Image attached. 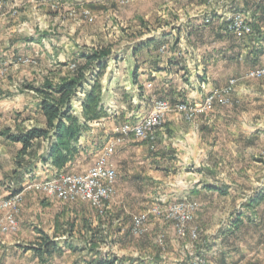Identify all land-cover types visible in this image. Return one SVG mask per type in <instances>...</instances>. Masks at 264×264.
<instances>
[{
    "label": "crops",
    "instance_id": "obj_1",
    "mask_svg": "<svg viewBox=\"0 0 264 264\" xmlns=\"http://www.w3.org/2000/svg\"><path fill=\"white\" fill-rule=\"evenodd\" d=\"M200 1L201 5L195 7L190 17L177 20L158 32L157 36H153L156 42L143 49L144 57L141 61H135L138 57L131 51L132 55L124 64L127 69L131 65L124 76V92L116 90V82H120L118 74L111 75L109 71L112 68L107 67L102 80L105 90L102 104L107 116L88 124L79 138L78 153L62 171H73L87 154L92 153L97 157L102 148L115 137L117 127L127 121L135 122L137 117L148 112L155 99H165L172 104L189 102L199 105L208 93L224 87L230 79L237 78L238 83L232 94L234 105L237 106L225 109L217 105L211 112L199 115L196 121L190 123L177 114H171L166 127L174 137L164 134V126L158 131L160 140L154 142L153 146L132 138L118 145L111 158L117 172V193L108 202L105 212L106 216L112 212L116 223H125L123 216L133 210L131 195L139 196L135 201L138 200L143 207L149 203L139 199L140 196H150L144 194L145 186H150L152 179L154 188L161 186L158 181L165 183L167 177H171L167 165H172L175 161L173 159L176 158L175 165H182V169L187 165L197 164L195 157H205L210 153L213 130L218 133V139H222L219 133L225 134L227 131L234 134L233 138H240V134H245L246 131L254 134L257 123L246 119L264 114V85H260L264 84V80H249L245 76L248 71L264 66V0H221L214 5H208L205 0ZM7 7L0 21V66H5L10 73L6 80H0V199L17 192L28 194L29 184L48 179L61 171L52 166L50 161L43 162L39 158L45 152L48 141L36 140L32 151L21 159H16L22 144L12 142L2 135L4 131L18 133L33 127L46 128L40 97L32 90L18 91L11 85L17 82L15 79L19 82L23 78L27 79L28 73L23 71L25 67L33 70L44 66L42 68L46 72L56 73L79 59L82 52V48L72 49L64 35L53 36L51 33L38 31L16 35V20ZM237 11L250 18L252 34L237 37L228 32L227 20ZM136 65L137 76L133 78ZM32 77L31 75V79ZM148 83L152 84L151 88H147ZM87 86L88 84H84V87ZM81 94H77L79 101L83 98ZM124 94L131 100V107L125 102ZM240 125L242 129L238 130ZM124 166L125 173L122 175ZM179 179H182L181 174ZM181 181L172 190L175 196L192 198L197 194L199 197L203 195L199 186L188 188ZM132 183L142 190L141 194L124 193ZM225 189L227 191V187ZM212 190L215 189H210ZM215 192L218 193L217 190ZM228 192L230 193L228 190L226 194ZM37 206L42 208L41 212L46 213L47 223H64L70 220L71 223H104L105 220L104 216L93 213L90 209H80L77 205L65 204L55 199L47 198L46 202L40 201ZM257 208H263V205ZM40 214V221L37 214L35 221H32L33 218L30 221L21 218L16 233L0 235L1 264H91L96 255L89 253L85 244L79 248L82 251L77 256L71 258L72 256L67 255L70 257L67 261L65 254L70 250L63 247L61 237L54 236L52 224L47 228L42 227L40 223H43V214ZM46 237L58 244L62 255L42 254L44 244L48 242ZM262 237L255 239L253 250L260 252L261 258L264 256ZM124 239L122 232H118L115 244L124 242ZM246 252L244 250V254ZM118 254L116 256L119 257ZM130 263L122 260V264Z\"/></svg>",
    "mask_w": 264,
    "mask_h": 264
},
{
    "label": "rangeland",
    "instance_id": "obj_2",
    "mask_svg": "<svg viewBox=\"0 0 264 264\" xmlns=\"http://www.w3.org/2000/svg\"><path fill=\"white\" fill-rule=\"evenodd\" d=\"M194 1L17 0L15 4L17 12H10V14L16 20L14 23L16 35L36 31L51 33L53 36L64 35L71 43L72 49L82 48V51L111 45L113 55L109 59L108 66L112 70L109 72L111 75L118 74L120 82H116V90L124 92V76H126V70L131 68V65L128 69L124 68V64L132 55V48L140 40L157 36L158 32L170 24L176 23L177 20L181 18L185 20L190 17L195 7L200 6L202 2L197 0L198 4L195 2L191 6ZM220 1L205 0L208 5H214ZM90 4L95 5V8L91 9ZM11 7L8 4L7 8ZM2 19L3 16L0 15V21ZM143 49L136 53L138 58L135 61L143 59ZM78 61L80 58L70 63L65 70L56 73L46 72L42 68L44 66H39L38 70L25 67L23 71L28 73L26 74L28 80L23 78L19 82L15 79L17 82L11 86L15 90L24 92L30 90V85L40 86L46 80L58 82L62 77L68 76L74 71L75 68L71 69L70 66ZM8 74L10 73L7 68L1 71L0 80H6ZM247 79L264 80V77ZM231 80L236 82L228 94V102L225 105H218L225 109L237 106L234 105L232 94L238 79L232 78L229 82ZM90 85L88 84L84 89H89ZM81 92L79 91L78 94ZM102 93L104 98L103 83ZM82 95L84 96V94ZM215 107L191 118L183 113H168L163 125L166 128L164 134L174 137V134L166 127L169 115L177 114L185 122L190 123L196 121L199 115L208 114ZM73 110L75 114L81 113L82 108L78 98L73 101ZM246 120L257 123V130L254 134H248L246 131L247 133L240 134V138H238L239 136L233 138L234 134L227 131L225 134L219 133L222 139H218V133L213 130L214 137L211 139L213 143L210 145V153L205 157H195L198 161L197 164L193 163L182 169V165H175L176 158L173 159L175 161L172 165H167L171 177H167L165 183L158 181L161 186L154 188L152 179V184L145 186L144 194L150 196H140L139 199L143 200L141 202L149 201L146 206L143 207L141 203H138V200L135 201L139 196L131 195L132 193L141 194L142 190L133 183L128 185L124 193H130L133 210L123 216L125 223H116L112 212L105 215L108 202L116 197L117 192L104 204L102 212L85 202L65 203L77 205L81 207L80 209H90L93 213L97 212L104 216V223H71V220L64 223H47L46 213L41 212L42 208H39L37 204L40 201L46 202L48 197L41 191L32 188L28 189V194L20 192L22 200L15 213L18 225L21 218L26 221L33 218L32 221H35L36 214L40 221V213H42L43 223H40L42 227L47 228L52 224L54 236L61 237L63 247L70 250L65 254L67 261L71 256L73 258L81 253L82 250L79 248L84 247L83 244L87 246L89 253L95 255L98 251L90 249L93 240L91 236H95L94 243L98 246L99 251L110 256L123 253L118 254L120 256L117 257L125 262L128 260L132 264L142 262L152 264H264V256L261 258L260 252L253 251L255 239H261L262 236V239L264 238V114L255 117L249 116V119ZM237 129L241 130V125ZM155 137L154 141L149 143L152 146L154 142L160 140L158 132ZM96 158L92 153L87 154L74 167V170L69 172L86 171L93 166ZM16 159L20 158L16 157ZM3 163L6 162L3 160ZM125 167H122V175L125 173ZM135 171L137 172L136 167ZM178 174L182 175V179H179ZM179 181L188 188L199 186L203 190V195L199 197L197 194L192 198L175 196L172 190L176 189ZM211 186L227 187V191L229 190L230 193L222 195L220 192L216 193L215 190L210 191ZM258 194L261 195L259 202L252 201ZM8 196L1 198L0 204ZM184 200L193 201L196 205L184 211L171 209L172 206ZM261 204L263 208H257ZM153 207H159L160 213H154ZM8 213H10L8 209L0 207V220ZM145 214L147 215L148 231L134 235L131 232L133 218ZM70 224H73L74 228L70 229ZM118 232H122V237L125 239L124 242L120 243L119 241L115 244ZM244 250L247 251L246 254H244Z\"/></svg>",
    "mask_w": 264,
    "mask_h": 264
},
{
    "label": "built area",
    "instance_id": "obj_3",
    "mask_svg": "<svg viewBox=\"0 0 264 264\" xmlns=\"http://www.w3.org/2000/svg\"><path fill=\"white\" fill-rule=\"evenodd\" d=\"M16 1L0 0V15L4 14L8 4L12 6L9 9L10 12L16 13ZM227 22L228 32L237 37H244L253 32L250 18L241 11L230 15ZM28 61L25 60V62ZM70 67L74 69L75 64H72ZM4 70H6V67L0 66V72ZM246 77L263 78L264 66L250 70L246 74ZM235 82V80H231L227 86L211 91L199 105H193L189 102L172 104L165 99H155L145 115L137 117L135 122L127 121L117 127L115 137L102 148L93 166L86 171L81 173L60 171L48 179L32 182L27 186V189L33 188L41 191L48 198L63 203L85 202L102 212L104 204L116 192L117 172L111 158L118 145L131 138L140 142L150 143L154 141L156 133L163 128L168 113H183L188 118H191L198 113L209 111L217 105H225L228 102V94ZM151 87L152 84L148 83L147 88ZM21 200L22 195L20 192H17L1 201L0 207L8 209L10 213L0 220V234H11L18 231L19 225L15 213L18 211V207H20ZM195 205L196 203L193 201L184 200L169 208L184 211L188 208H193ZM152 211L159 214L161 210L159 207H153ZM146 222V214L134 217L131 232L134 235H138L148 231Z\"/></svg>",
    "mask_w": 264,
    "mask_h": 264
},
{
    "label": "trees",
    "instance_id": "obj_4",
    "mask_svg": "<svg viewBox=\"0 0 264 264\" xmlns=\"http://www.w3.org/2000/svg\"><path fill=\"white\" fill-rule=\"evenodd\" d=\"M89 6L91 9L95 8V5L90 4ZM155 42V37L140 40L132 48V51L136 54L139 50L147 48ZM112 55L111 45L82 51L79 54L80 61L75 63V69L70 75L62 77L58 82L46 80L40 86H29V89L41 99L40 108L46 119V128L33 127L18 133L2 132V135L7 136L10 141L22 144L17 158L21 159L22 156L32 151L35 141L40 139L48 141V146L39 158L43 162L50 161L57 170H63L66 164L75 158L78 153L79 138L88 124L107 116V111L102 104V78ZM137 71L138 66L136 65L133 78L137 76ZM88 82H91V85L89 89L85 90L84 84H89ZM79 90L84 94L80 100L82 108L80 116L73 110V101L76 100ZM124 99L131 107V100L125 94ZM210 189H215L222 195L227 192L225 187L211 186ZM260 198L261 195L258 194L252 201L259 202ZM72 228L74 225L70 224V229ZM91 238H93L91 251H98L91 264H122V259L117 256H110L99 251L98 246L94 243L95 236H91ZM46 240L48 242L44 244L42 254L48 256L53 253L61 254L62 250L55 241L48 237Z\"/></svg>",
    "mask_w": 264,
    "mask_h": 264
}]
</instances>
